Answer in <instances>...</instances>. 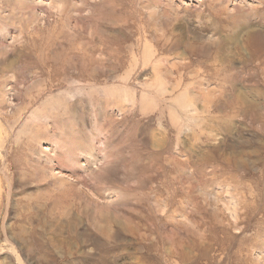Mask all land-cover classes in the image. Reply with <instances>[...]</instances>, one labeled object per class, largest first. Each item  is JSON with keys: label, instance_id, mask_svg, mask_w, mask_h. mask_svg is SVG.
I'll return each instance as SVG.
<instances>
[{"label": "rangeland", "instance_id": "374dc122", "mask_svg": "<svg viewBox=\"0 0 264 264\" xmlns=\"http://www.w3.org/2000/svg\"><path fill=\"white\" fill-rule=\"evenodd\" d=\"M0 264H264V0H0Z\"/></svg>", "mask_w": 264, "mask_h": 264}, {"label": "bare ground", "instance_id": "6f19581e", "mask_svg": "<svg viewBox=\"0 0 264 264\" xmlns=\"http://www.w3.org/2000/svg\"><path fill=\"white\" fill-rule=\"evenodd\" d=\"M16 5H17V4H16ZM71 6H72V5H71ZM19 9H20V8H19ZM15 10H16V9H15ZM69 11H70V10H69ZM59 12H60V11H59ZM62 12H63V11H62ZM66 14H67V13H66ZM28 16H29V15H28ZM68 17H69V16H68ZM125 19H126V18H125ZM68 23H69V22H68ZM74 23H75V22H74ZM76 25H77V23H76ZM82 25H83V24H82ZM75 27H76V26H75ZM83 32H84V31H83ZM155 39H156V38H155ZM83 40H85V39H83ZM85 41H89V40H85ZM83 42H84V41H83ZM89 43H90V42H88V44H89ZM85 44H87V43H85ZM88 44H87V45H88ZM93 48H94V47H93ZM93 48H92V49H93ZM92 49H91V50H92ZM92 52H93V51H92ZM92 52H91V53H92ZM176 84H177V83H176ZM198 87H199V86H198ZM176 88H178V87H176ZM197 93H198V92H197ZM200 95H201V94H200ZM204 95H206V94H203V96H204ZM205 97L207 98V96H205ZM204 99H205V98H204ZM211 101H212V100H211ZM208 102H209V101H208Z\"/></svg>", "mask_w": 264, "mask_h": 264}]
</instances>
